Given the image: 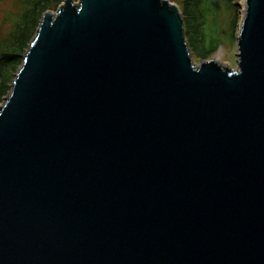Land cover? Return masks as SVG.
<instances>
[{"label":"water","instance_id":"obj_1","mask_svg":"<svg viewBox=\"0 0 264 264\" xmlns=\"http://www.w3.org/2000/svg\"><path fill=\"white\" fill-rule=\"evenodd\" d=\"M237 67L169 0H63L0 103V264H264V0Z\"/></svg>","mask_w":264,"mask_h":264},{"label":"trees","instance_id":"obj_2","mask_svg":"<svg viewBox=\"0 0 264 264\" xmlns=\"http://www.w3.org/2000/svg\"><path fill=\"white\" fill-rule=\"evenodd\" d=\"M9 13V28L0 38V103L11 88L28 44L34 37L41 15L63 0H18ZM183 35L197 58L211 55L226 36L233 38L239 13L233 0H182ZM225 14L221 22V15Z\"/></svg>","mask_w":264,"mask_h":264},{"label":"rangeland","instance_id":"obj_3","mask_svg":"<svg viewBox=\"0 0 264 264\" xmlns=\"http://www.w3.org/2000/svg\"><path fill=\"white\" fill-rule=\"evenodd\" d=\"M74 3H77L79 0H72ZM169 2L175 3L177 9L181 12L182 15V10H181V5L183 4L182 0H169ZM62 2H60L57 6H52L49 7L48 10H51L55 12L59 5ZM234 5L237 6L238 8V17L240 19L243 11V0H233ZM19 1L18 0H0V38L5 35L9 28V23L10 17L8 16L10 12H14L18 9ZM221 17V22L225 18V14ZM239 21V20H238ZM238 28H239V23H238ZM238 28L235 30L233 34V38L230 39L229 37H225L222 39V43L217 47V49L209 56H206V58L214 59L216 62H218L221 65H224V67H228L230 69H236L237 67V56L238 55V48H237V32ZM35 35V34H34ZM188 50H190V59L191 61L197 65L199 64V61L201 58H197V55L195 54L194 50L188 47ZM10 91V90H9ZM8 91V92H9Z\"/></svg>","mask_w":264,"mask_h":264},{"label":"bare ground","instance_id":"obj_4","mask_svg":"<svg viewBox=\"0 0 264 264\" xmlns=\"http://www.w3.org/2000/svg\"><path fill=\"white\" fill-rule=\"evenodd\" d=\"M243 2H244V0H243ZM243 6H244V3H243ZM244 8V7H243ZM243 11H244V9H243ZM243 11H242V13H243Z\"/></svg>","mask_w":264,"mask_h":264}]
</instances>
